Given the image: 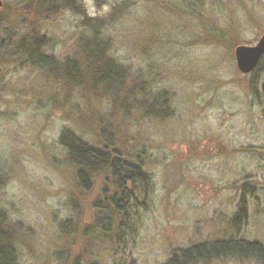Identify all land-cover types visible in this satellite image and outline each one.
Returning <instances> with one entry per match:
<instances>
[{
  "label": "rangeland",
  "instance_id": "1",
  "mask_svg": "<svg viewBox=\"0 0 264 264\" xmlns=\"http://www.w3.org/2000/svg\"><path fill=\"white\" fill-rule=\"evenodd\" d=\"M0 2V228L16 264L264 247V58L243 74L234 57L264 34V0ZM62 131L150 177L127 185L129 214L106 170L77 179Z\"/></svg>",
  "mask_w": 264,
  "mask_h": 264
},
{
  "label": "trees",
  "instance_id": "2",
  "mask_svg": "<svg viewBox=\"0 0 264 264\" xmlns=\"http://www.w3.org/2000/svg\"><path fill=\"white\" fill-rule=\"evenodd\" d=\"M121 5H125V2ZM96 27L97 23H92L91 29H93V32H95ZM103 44V42L94 44L93 51L97 55L102 51ZM115 65L112 61L105 59L104 66L110 71L115 68ZM59 142L70 161L77 167L76 177L78 180L86 181L87 174H94L103 170L109 173L119 195L118 200L121 203V208H123L120 213L123 216H125V213L129 214L130 208L134 207L135 203V195L132 190L127 188V185L138 184L146 189L151 184L150 177L143 172L141 166L130 164L109 152L92 148L67 131L61 132ZM238 216L236 218H239ZM229 255L245 256L264 262V247L257 243L240 240L203 243L175 252L163 264H192L195 261L206 260L207 258ZM0 264H16L14 249L1 228Z\"/></svg>",
  "mask_w": 264,
  "mask_h": 264
},
{
  "label": "water",
  "instance_id": "3",
  "mask_svg": "<svg viewBox=\"0 0 264 264\" xmlns=\"http://www.w3.org/2000/svg\"><path fill=\"white\" fill-rule=\"evenodd\" d=\"M1 6V2H0ZM264 55V34L258 40L256 46L247 47L239 46L234 51L235 63L237 69L243 73L248 74L259 62L261 56ZM260 91L264 96V78L260 82Z\"/></svg>",
  "mask_w": 264,
  "mask_h": 264
},
{
  "label": "flooded vegetation",
  "instance_id": "4",
  "mask_svg": "<svg viewBox=\"0 0 264 264\" xmlns=\"http://www.w3.org/2000/svg\"><path fill=\"white\" fill-rule=\"evenodd\" d=\"M263 58H264V55L260 57L259 61H260L261 59H263ZM258 63H259V62H258ZM256 66H257V65H256ZM256 66H255V67H256ZM255 67H254L249 73L253 72V70L255 69ZM249 73H248V74H249Z\"/></svg>",
  "mask_w": 264,
  "mask_h": 264
}]
</instances>
